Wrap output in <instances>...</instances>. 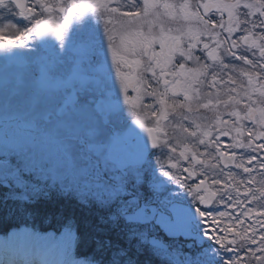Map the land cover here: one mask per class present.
I'll use <instances>...</instances> for the list:
<instances>
[{"label":"snow or ice","instance_id":"6c2138e0","mask_svg":"<svg viewBox=\"0 0 264 264\" xmlns=\"http://www.w3.org/2000/svg\"><path fill=\"white\" fill-rule=\"evenodd\" d=\"M0 68L6 214L81 213L0 264H264V0H0Z\"/></svg>","mask_w":264,"mask_h":264},{"label":"trees","instance_id":"16d2710c","mask_svg":"<svg viewBox=\"0 0 264 264\" xmlns=\"http://www.w3.org/2000/svg\"><path fill=\"white\" fill-rule=\"evenodd\" d=\"M0 195H2V191H0ZM12 206L11 201L6 205L0 203V232L9 231L13 226L20 225L21 223H27L37 229L57 228L60 227V221L63 216H81L80 210L74 202L56 200L55 198L51 202L41 203L39 213L30 217H22L12 213L6 214Z\"/></svg>","mask_w":264,"mask_h":264},{"label":"flooded vegetation","instance_id":"af4514ba","mask_svg":"<svg viewBox=\"0 0 264 264\" xmlns=\"http://www.w3.org/2000/svg\"><path fill=\"white\" fill-rule=\"evenodd\" d=\"M80 37H85V34L84 35H82V36H80ZM79 37V38H80ZM5 71V69L4 68H0V73H3ZM224 139H228L227 137H225Z\"/></svg>","mask_w":264,"mask_h":264},{"label":"rangeland","instance_id":"374dc122","mask_svg":"<svg viewBox=\"0 0 264 264\" xmlns=\"http://www.w3.org/2000/svg\"><path fill=\"white\" fill-rule=\"evenodd\" d=\"M79 39H83V40H86L87 39V35L85 34V37H80ZM42 233H40V235H41ZM49 234H51V233H49Z\"/></svg>","mask_w":264,"mask_h":264}]
</instances>
